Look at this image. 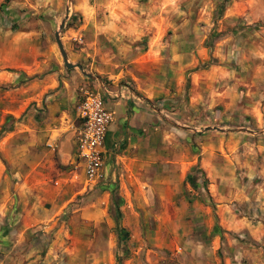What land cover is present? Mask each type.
I'll return each mask as SVG.
<instances>
[{
    "label": "rangeland",
    "instance_id": "374dc122",
    "mask_svg": "<svg viewBox=\"0 0 264 264\" xmlns=\"http://www.w3.org/2000/svg\"><path fill=\"white\" fill-rule=\"evenodd\" d=\"M168 5L176 4L161 8ZM231 7L236 13L227 15ZM206 9L213 14L207 29L200 18ZM179 10L185 11L184 28L194 24L198 39L212 45L206 57L185 69L175 99L160 97L156 111L172 133L165 154L185 163L186 191L176 204L184 208V221H168L172 209L150 191L142 199L145 205L131 212L121 209L124 199L117 191L102 200L98 186L86 188L62 200H42L40 221L26 229L8 226L0 213V264H264V0L179 2L168 13V41L182 21ZM107 12L104 0H0V129H8L0 135V160L12 184L17 164L6 156L26 141V126L38 120L57 89L50 85L54 72L66 69L54 33L59 32L68 61L81 64L85 73L77 67L75 72L96 77V56L115 53L112 40L94 33ZM147 39H137L132 52L144 54ZM193 75L201 80L194 90L201 97L195 112L187 107ZM189 174H197L196 186L188 182ZM113 194L123 200L117 215ZM86 206L84 214L95 221L82 215ZM203 206L212 210L210 233L202 218L196 221ZM219 206L259 221L258 237L248 228L221 226Z\"/></svg>",
    "mask_w": 264,
    "mask_h": 264
},
{
    "label": "crops",
    "instance_id": "0c3cea01",
    "mask_svg": "<svg viewBox=\"0 0 264 264\" xmlns=\"http://www.w3.org/2000/svg\"><path fill=\"white\" fill-rule=\"evenodd\" d=\"M104 1L108 4V12L102 24L95 27L94 33L112 40L115 53L96 56V77L80 76L75 72V67L63 68L66 74L59 76L63 69L57 68L58 71L50 79V85L57 89L47 97L38 120L33 118L32 123L26 126L29 130L26 141L17 145L15 154L6 156L17 164L14 184L0 160V213L1 219L8 221V226L16 224L26 229L35 225L40 221L42 200H62L82 189L96 186L102 190V200L117 191L124 199L122 210L128 208L132 212L145 205L146 200L142 199L150 191L161 196L167 209H172V213L167 212L168 221L177 219L179 222L186 218L184 208L176 205L178 196L186 191L182 185L185 163L182 157L170 159L165 154L172 133L156 111L162 100L160 97L175 99V95L182 90L185 69L206 57V51L211 50L212 45L205 46V38L198 39V29L194 24L188 26L190 30L184 28L187 25L184 10H179L177 17L182 21L173 28L172 40L164 37L168 30V19L172 17L169 11L185 0ZM165 3L176 5L161 8V4ZM137 6L142 10L137 11ZM151 6H155V12L144 10L151 9ZM163 10L166 11L165 15ZM234 13L231 7L227 15ZM200 18L207 23L204 28L212 25L211 10L206 9ZM180 35L187 40L180 39ZM142 36L148 38V48L144 54L136 55L132 52L133 44ZM186 44L189 45L187 49ZM194 75L191 78L193 91L197 90L195 85L199 86L201 81L198 78L195 80ZM99 81H103L111 90L112 95L106 97V107L112 114V120L102 147L103 179L89 182L77 157L79 120L75 114V103L80 86L89 84L97 89ZM36 95L40 101V94ZM200 98V94L192 92L188 109L198 111ZM159 112L163 111L159 109ZM2 149L5 151L7 148L4 146ZM189 164L192 165L193 161ZM153 170L155 173L152 174ZM48 193H51V197ZM84 208L82 215L89 209L87 206ZM197 211L196 221L202 218L210 233V206L200 207ZM84 216L89 214L86 212ZM90 217L96 220L93 216L88 219ZM216 217L223 227L237 231L248 228L253 237H258L256 229L259 221L249 216L219 206ZM134 221L137 223L139 218Z\"/></svg>",
    "mask_w": 264,
    "mask_h": 264
},
{
    "label": "built area",
    "instance_id": "2783aa9c",
    "mask_svg": "<svg viewBox=\"0 0 264 264\" xmlns=\"http://www.w3.org/2000/svg\"><path fill=\"white\" fill-rule=\"evenodd\" d=\"M98 88L85 84L79 88L75 114L79 120L77 157L81 161L86 179L97 182L103 179V144L112 114L106 107L111 90L98 82Z\"/></svg>",
    "mask_w": 264,
    "mask_h": 264
},
{
    "label": "water",
    "instance_id": "95a60500",
    "mask_svg": "<svg viewBox=\"0 0 264 264\" xmlns=\"http://www.w3.org/2000/svg\"><path fill=\"white\" fill-rule=\"evenodd\" d=\"M63 26H64V22H61L59 25V28L61 29ZM54 36H55V41H56L57 46L59 48V51H60V54H61L65 68L71 69L73 67H77L81 72L85 73L81 64H73V63L68 61L67 53L63 47V44L61 42L60 35H59L58 31H56L54 33ZM88 76L91 77L90 75H88Z\"/></svg>",
    "mask_w": 264,
    "mask_h": 264
},
{
    "label": "trees",
    "instance_id": "16d2710c",
    "mask_svg": "<svg viewBox=\"0 0 264 264\" xmlns=\"http://www.w3.org/2000/svg\"><path fill=\"white\" fill-rule=\"evenodd\" d=\"M8 129L5 128L4 126L1 127L0 129V135L7 131ZM197 174H189L187 179L188 182L192 185V186H196L197 184ZM123 204V200L122 198H120L119 196H117L116 194H113V209L115 211V215H117L119 213V207ZM123 233V230H118L117 234L118 236H121V234ZM126 235V234H125Z\"/></svg>",
    "mask_w": 264,
    "mask_h": 264
}]
</instances>
